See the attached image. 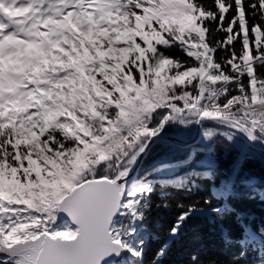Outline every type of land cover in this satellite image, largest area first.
I'll use <instances>...</instances> for the list:
<instances>
[{"label":"snow or ice","instance_id":"obj_1","mask_svg":"<svg viewBox=\"0 0 264 264\" xmlns=\"http://www.w3.org/2000/svg\"><path fill=\"white\" fill-rule=\"evenodd\" d=\"M212 5L204 0H0V264H57L59 257L72 251L41 239L42 233L52 234L57 228L58 212L76 225L74 250L103 252L96 264L124 250L142 254L112 230L119 243L104 251L98 213L112 193L100 182H89L87 175L84 186L64 207L41 208L36 197L41 176L48 175L52 161L67 163L84 154L87 159L80 171L93 166V175L96 166L113 156L117 168L127 163L129 167L114 177L100 176L110 181L120 205L124 185L118 181L153 137L164 140L171 125L187 128L191 121L181 118L187 114L195 113L197 124L203 119L229 122L226 126L250 141L264 137V22L259 19L264 17V0H212ZM248 9L256 20L249 19ZM230 11L234 14L225 26ZM217 19V30L227 35L211 43L207 22ZM176 44L191 60L165 53ZM218 48L230 52L224 63L234 74L222 67ZM194 81L198 95L190 90ZM233 82L239 94L223 102L209 89ZM206 92L210 103L202 104ZM228 92L225 86L219 94ZM161 107L169 111L153 122V113ZM249 110L254 118L242 122ZM215 134L203 130L206 140ZM219 135L229 142L220 141L226 149L234 141V133L221 130ZM97 146H102V158ZM200 150L213 153L215 145ZM242 164L243 157H238L234 175ZM192 175L213 178L210 171ZM150 191L148 184L133 189L123 207L132 208L139 203L135 199L139 193ZM257 194L264 199V192L254 189L253 196ZM230 195L234 193L229 184L213 187L210 194L190 203L178 201L187 211L170 233L177 234L194 209L202 212L214 199L225 203L210 206V212L221 219L234 212L227 203ZM132 214L137 216L134 209ZM42 216L49 217L50 227H41ZM137 218L142 219L143 213ZM245 233L251 242L255 233L247 228ZM239 243L243 246L244 241ZM165 251L161 249L157 258ZM246 254L243 248L234 259ZM258 264H264V257Z\"/></svg>","mask_w":264,"mask_h":264},{"label":"trees","instance_id":"obj_2","mask_svg":"<svg viewBox=\"0 0 264 264\" xmlns=\"http://www.w3.org/2000/svg\"><path fill=\"white\" fill-rule=\"evenodd\" d=\"M211 6L212 0H204ZM250 20H256L257 16L252 15L253 10L248 9ZM233 12H229L225 18V26ZM243 17L241 16V20ZM264 22V17H259ZM210 32L208 39L211 43L216 40H222L227 35L223 30H217L219 20L208 21ZM234 47L237 52L241 50V45L237 42ZM219 62L224 70L230 75L234 74L230 71V65H226L224 60L230 55L226 49H217ZM167 55L174 59L191 60L183 49L178 45H173L169 49H165ZM223 58V59H220ZM194 62V61H193ZM243 82L247 83V78H243ZM227 87L229 92L227 95H221L220 90ZM209 89H214L218 93L219 101H225L228 96L237 95L235 82L227 85L217 84L209 85ZM180 89L178 88L177 91ZM190 90L193 95H198L196 82H193ZM208 93H205L204 100L207 103ZM182 105V101H176ZM210 103V102H209ZM167 107H161L153 113V122H158L157 115L167 113ZM185 121H191L187 128L182 125L169 126L168 133H180L186 139H191L195 133L196 120L198 117L195 113L187 114L181 117ZM242 122H247L243 117ZM152 126L151 124L149 125ZM201 139L191 146H180L168 142L154 143L138 169L136 178L138 181L147 180L150 183V192H141L137 195L139 198L138 206L135 209L137 216L143 213V218H137L131 214H119L115 221V226L124 227L132 219L137 226V237L139 242V250L142 253L136 264H258L261 257H264V202L260 195H254V189L264 191V151H259L248 146L243 140L234 134V141L229 144L226 149L223 144L229 142L219 135V131H228L210 122H204ZM211 129L215 135L211 139H205L203 130ZM230 134L232 132L228 131ZM259 135V134H258ZM264 139V137L258 138ZM238 140L242 145L249 148L250 151L243 149L235 142ZM223 141V144L220 143ZM215 145V152L210 153L205 150ZM102 146H97L95 151L99 157H103ZM196 149L193 155V150ZM192 156V159L189 157ZM243 157V164L239 171L234 175V165L237 158ZM86 156L82 155V165L78 172L70 175V184L64 185L57 175L41 176L43 186H51L53 188L56 204L54 207L46 205L45 201L38 193V200L42 209L48 211L57 210L59 201L68 194L73 187L84 182V175L89 179H99L100 176L107 175L114 177L123 167H129L127 163L122 162L117 168L116 158L106 162H101L96 166L94 175L93 166H89L84 172L80 170L86 163ZM127 158H125L126 160ZM111 165L112 167H108ZM132 166V165H131ZM168 170L177 176L183 178V182L176 180L177 184H163L157 180L159 173H166ZM210 171L212 179L203 178L192 175L193 172ZM251 180L253 183L245 184L242 181ZM231 185L234 195H230L227 203L235 209L234 212L226 213L221 219L217 214L210 212L209 207H221L225 201L223 199H214L211 205H205L204 211L193 210L189 217L181 222L177 234L170 233V228L176 223L180 214L187 211V207L178 206V201L190 203L193 200L210 194L213 187L220 188ZM167 202V206H165ZM203 201H201V204ZM237 214H240L239 216ZM45 217L42 228L49 226ZM60 216L57 214L56 224L60 225ZM245 228L255 233L251 242L245 240ZM244 241L242 246L239 241ZM243 248L247 249V254L240 259H234L238 256ZM161 249H166L164 255L157 258V253ZM193 254L196 259L193 260ZM117 264H121L118 262Z\"/></svg>","mask_w":264,"mask_h":264},{"label":"water","instance_id":"obj_3","mask_svg":"<svg viewBox=\"0 0 264 264\" xmlns=\"http://www.w3.org/2000/svg\"><path fill=\"white\" fill-rule=\"evenodd\" d=\"M203 122H210L214 125L222 127L224 129H227V130L235 133L236 135H238L249 146H251L257 150L264 151V143H261V140L257 139L255 141H250L248 139V137L246 135H244L243 133L235 132L234 129L226 126L229 122L219 121V120H216V121L211 120V119L200 120L199 124H196L194 136L190 140L185 139L181 134H178V133H168V135L165 137L164 140H158L156 137H153L152 138L153 142H150L149 147L145 150V152L141 153L139 155L136 162L130 167V171L128 172V174L126 176L122 177L118 181V184L124 185V188L122 190L123 194L121 196L120 205H119V201L117 199L116 193L113 190V186L111 185L110 181H103L102 178L89 179L88 180L89 182H93V183L100 182V183L104 184L105 187H107L108 190L112 193L110 200L107 203L102 204L100 206L99 213H98L99 230H100L101 236L105 242L104 251L110 250L112 245L119 243V240L117 238L112 237L111 230L113 231L115 220L117 218V215L121 212L122 206L128 197V193L131 191V189L135 185L136 173L138 171V168H139L146 152L151 147V145L155 142H158V141H165V142H169V143H173V144H177V145H182V146L193 145L201 137ZM84 184H85V181L80 183L79 185L75 186L67 195H65L59 201L58 206H57V211L61 207H64L66 205L67 201L76 192H78L80 187L84 186ZM58 214L60 216L62 224L66 223V224L70 225L72 228L76 227V225L72 223V219L69 216H67L65 213L58 212ZM109 222H110V228L106 227V225H108ZM74 235H75L74 231L70 237H61L58 235L52 236L50 234L44 233L42 235L41 239L51 240L55 243L61 244L66 249L72 250L67 255H63V256L59 257L57 260V264H96V260L98 259L99 255L103 254V252L102 251H96V250H91V251L74 250V248H75L74 243H73ZM124 252H125V250L121 251V254L119 256H115V255L105 256L103 258V260L101 261V264H115L116 260L119 257H121V255Z\"/></svg>","mask_w":264,"mask_h":264},{"label":"rangeland","instance_id":"obj_4","mask_svg":"<svg viewBox=\"0 0 264 264\" xmlns=\"http://www.w3.org/2000/svg\"><path fill=\"white\" fill-rule=\"evenodd\" d=\"M244 118L246 119V121H248V119L246 117H244ZM235 142L243 149V151H250L249 148L242 145L238 140H235ZM82 155L83 154L78 155L75 159L70 160L67 163H65L62 159L59 162L52 161L51 162L52 167L49 170L48 174L49 175H52V174L57 175L64 185H69L71 182L69 174H71L73 172H78L80 166L82 165ZM37 167H39V166L37 165ZM172 172H173L172 170H168L166 173L170 174ZM144 184H148V183H145V182L137 183L133 187V189L138 188V187H142ZM39 192H40V196L45 201L46 205H48L50 207L55 206L56 200L54 198L53 188L51 186L41 185V190ZM129 198L130 197L128 196L126 201ZM135 199L139 201L138 197H136ZM262 200L264 202V199H262ZM137 206H138V203H134L132 205V208H124L122 206V210H121L120 214L125 215V214L129 213L132 216H134L132 214V212H133V209L135 210ZM44 220H45L44 216L40 217L41 227H42V224H44ZM50 226L51 225H49L47 227H50ZM55 226L57 227V225H55ZM136 230H137V226L135 225L134 219H132L129 223L124 225V227H120V226H114L113 227V232L118 231L121 234V236L129 244H131L133 248L137 249V251L139 252L140 251L139 250V242H138V237H137L138 235L136 233ZM73 231H74V229L70 225L63 224L62 226H59L56 229H54L53 233L50 235H52V236L58 235L61 237H70L73 234ZM41 237H42V235H41ZM126 251L128 253V256L125 255L124 258L121 260V263L122 264H136V261L139 259L140 255H133L130 251H128V250H126Z\"/></svg>","mask_w":264,"mask_h":264},{"label":"bare ground","instance_id":"obj_5","mask_svg":"<svg viewBox=\"0 0 264 264\" xmlns=\"http://www.w3.org/2000/svg\"><path fill=\"white\" fill-rule=\"evenodd\" d=\"M249 112H250V114L248 115V116H246V117H248V118H254L252 115H251V110H249Z\"/></svg>","mask_w":264,"mask_h":264}]
</instances>
